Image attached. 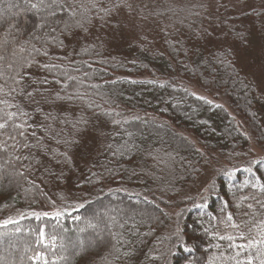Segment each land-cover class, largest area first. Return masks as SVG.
Here are the masks:
<instances>
[{"label":"trees","instance_id":"trees-1","mask_svg":"<svg viewBox=\"0 0 264 264\" xmlns=\"http://www.w3.org/2000/svg\"><path fill=\"white\" fill-rule=\"evenodd\" d=\"M4 1L0 15L13 13L21 23L10 16L0 23V38L11 32L12 41L0 71L14 75L9 66L31 54L82 80L84 99L40 83L53 75L36 65L24 70L32 101L0 94L28 113L10 122H26L24 136L12 140L8 132L17 130L0 131V253L12 264H260L264 157L257 160L252 146L264 156V0H129L132 7L107 22L93 9L87 33L51 35L33 29L37 18L24 0H8L10 11ZM0 109V117L16 111ZM81 114L91 126L73 146L80 137L72 122ZM114 209L102 253L75 254L78 234L95 238L94 228L78 229L104 226L99 213ZM57 211L62 215L53 219ZM9 219L17 223L5 226ZM37 254L44 260L29 259Z\"/></svg>","mask_w":264,"mask_h":264},{"label":"snow or ice","instance_id":"snow-or-ice-1","mask_svg":"<svg viewBox=\"0 0 264 264\" xmlns=\"http://www.w3.org/2000/svg\"><path fill=\"white\" fill-rule=\"evenodd\" d=\"M109 3H111L112 5L110 8L104 6L103 0H87L86 3L85 0H24V8L26 11L33 13V15L37 18L36 22L33 24V29L39 30L41 33H46L48 35H51V33L56 31L57 29L61 32V34H75L76 32L87 33L89 31V25L93 23V9H99L98 13L96 14V18L107 22V18L110 17L114 12L118 13L121 8L127 7L130 9L132 7L131 3H129V0H109ZM58 12H63L64 16H58ZM100 13H102V15H100ZM10 27L12 26L10 25ZM8 36H11V32H9L8 35L4 38H0V61H3L5 59L4 53L9 51L11 48L12 41L8 38ZM40 39L42 42H44L45 37H41ZM59 43L62 44V41H59ZM83 50L87 51V49ZM20 51L23 52L24 49L21 48ZM32 52L41 54L40 49L35 48V46H33ZM42 54L46 56L47 52H44ZM12 55L15 56L16 52L12 51ZM33 65H36L42 71L53 75L52 81H49L47 77H44L40 81V83H56L58 85H61L65 93H67L69 89L72 90V95L68 96V99H84V94L79 91L80 85L83 84L82 80H78L76 76L69 74L67 71H59V69L61 68L60 64L51 62L38 64L35 57L31 56V54H29V57L27 59H23L22 63H14L13 65L9 66L15 72L14 75H8L6 77V74L3 71H0V81H4L2 84H0V94H3L4 96L11 95L13 98L16 95H22L26 97L29 101H32L34 99V93L27 90L28 87H31V85L25 80L24 70L32 67ZM17 67L21 71H15ZM60 77H62V80L60 79ZM9 80L11 81V84L8 83ZM91 87L95 88L97 86L91 85ZM5 89H7V91H5ZM55 98L61 99L62 97L59 93H56ZM208 103H211V101H208ZM0 104L4 105L5 107L16 108L15 112H4L3 117H0V119L3 120V122H0V131H7L9 128L17 130L15 132V135H13L12 132H8V135L12 140H15L17 135L24 136V128L26 126V122L10 123L14 120V118L17 117V114H19V116L21 117H26L28 115V113L23 110V106L9 104L7 100H0ZM87 107L91 108L92 104H87ZM105 114L111 115V113ZM112 123L117 124L119 122L113 119ZM90 126L91 121L84 114H81L77 119H75V121L72 122V128L74 129L76 135L80 137L79 139H72L71 144L73 146H79L81 144L84 133L90 130ZM25 147H27V145H25ZM111 147L112 146L109 145V148ZM121 147L124 150H128L126 145H123ZM5 150L6 149L4 148H0V151ZM118 151L120 150L118 149ZM121 154H123V152H121ZM64 155L65 164L72 165L73 160L71 154ZM247 170L251 171V169ZM252 187L256 188L257 185L253 184ZM259 190L264 191V185H260ZM33 215L37 220L41 218L39 215ZM48 215V213H43V216L45 217H48ZM61 215L62 213L57 211L55 213V216L52 218L59 219ZM231 219L232 218L229 217V220ZM10 223H17V221L9 219L4 222V225L6 226ZM38 235L39 242L41 244H43L45 239L48 238L46 236L44 227H40L38 229ZM51 239L55 240V237L53 236L51 237ZM113 239L117 240V244L120 243V240L117 239L115 235L113 236ZM229 239H231V237H229ZM91 243V241L87 240L78 241L77 245L75 246L78 249L76 254H87V248L90 246ZM260 243H264V240H261ZM45 246L47 247V245ZM181 246L183 247V250L185 252L191 253L192 249L190 247H188L187 245ZM248 246H251V242H249ZM237 247L243 249L245 245L241 244L237 245ZM113 248L116 253H119V247L113 245ZM124 255L129 256L130 253L125 252ZM29 259L44 260V257L41 254H37L34 257H29ZM151 259H157V257H151ZM44 264H47L46 260H44ZM248 264H252L251 259L248 260ZM260 264H264V259L261 260Z\"/></svg>","mask_w":264,"mask_h":264},{"label":"rangeland","instance_id":"rangeland-1","mask_svg":"<svg viewBox=\"0 0 264 264\" xmlns=\"http://www.w3.org/2000/svg\"><path fill=\"white\" fill-rule=\"evenodd\" d=\"M6 8H7V10L8 11H10V10H12V7H13V5L12 4H10V2H8V0H6V1H4L3 3H2ZM15 11V10H14ZM32 15H33V13H31ZM11 17V18H13L15 21H14V24L16 25L17 24V22H18V24L19 23H21L18 19H16V17H15V14L13 15V13H7V14H5V15H0V23L2 22V21H4V20H6V18L5 17ZM34 16V15H33ZM37 20V19H36ZM36 20H35V22H36ZM27 46H28V44H27ZM27 46H25L26 48H27ZM224 70V69H223ZM225 72V71H224ZM193 92H195V93H200V96L201 97H203V94L204 95H206L204 92H202V90H199L198 88L197 89H194L193 90ZM209 99H211V100H213V98L209 95V96H207ZM223 97H217L215 100L216 101H218V102H221L225 107H227V105H225V101H224V99H222ZM215 100H213V101H215ZM252 148H253V150L255 151V153L257 152V160L258 159H260V158H263L264 156L262 155V152L258 149V148H256L255 146H252ZM177 165L178 166H176L175 167V169L179 172L180 171V163H177ZM3 168L0 166V176H1V173L3 172V170H2ZM5 174L7 175L8 174V176H9V178H11V179H13V177H14V175L12 174V173H9V172H5ZM10 174H12V176L10 175ZM204 185V184H203ZM204 186H207V184H205ZM203 189L204 188H202V191H203ZM203 195H208V192H207V189L203 192ZM118 209V211H120V208H117ZM116 209V210H117ZM115 213V209L114 210H112V211H107L106 213H104L103 211H101L100 213H99V215H100V217H102V219H103V221H104V223H105V225L103 226V222L101 221V223L99 222V223H91V224H89V225H83L82 227H80L78 230H85V229H89V228H94L95 229V238L91 241L92 243L90 244V246L87 248V251L88 250H91V249H94V250H98L99 252H101L102 253V248H101V242L102 241H104V240H106V236H104V228H106L107 227V225L109 226V225H111L112 223L114 224L115 222H116V220L114 219V214ZM116 216V215H115ZM81 231H79V232H81ZM103 234V235H102ZM81 238H82V236L83 235H81V234H78ZM97 237V238H96ZM81 238H79V239H76V242L74 243V244H76L77 245V243H78V241H80V240H83V239H81ZM84 240H87L86 238H84ZM88 241V240H87ZM65 243H63V245H64ZM77 251H78V249H77ZM77 251H75V254H76V252ZM2 253H0V264H12V260L10 259V256H8V254L6 253V251H1ZM81 255H83V254H81ZM17 264H20V263H17Z\"/></svg>","mask_w":264,"mask_h":264}]
</instances>
